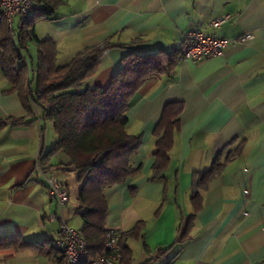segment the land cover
I'll return each mask as SVG.
<instances>
[{
	"label": "crops",
	"instance_id": "obj_1",
	"mask_svg": "<svg viewBox=\"0 0 264 264\" xmlns=\"http://www.w3.org/2000/svg\"><path fill=\"white\" fill-rule=\"evenodd\" d=\"M59 1L55 19L34 28L38 38L54 40L58 65L105 40L117 45L102 56L83 87L107 86L126 52L120 46L136 39L133 48L144 53L178 47L191 30L229 39L252 34L198 62L182 57L172 75L149 79L138 88L125 113V130L141 135L138 150L129 158L140 171L105 188L103 195L106 227L124 232L144 221L139 238L124 240L130 264H264V0ZM222 14L229 19L213 29L210 20ZM17 26L15 17L13 29ZM31 45L35 47L27 41L28 57L34 61ZM9 88L0 70V118L33 121L0 130V235L17 232L27 241L50 239L60 213L35 162L53 146L56 135L51 124L42 121L40 110L33 106L32 114L27 113L17 92H6ZM172 101L183 103L180 128L168 167L162 177L150 180L153 132L164 105ZM237 149L220 173L199 189L200 207L194 210L193 172L208 169L217 154L222 160ZM43 163L68 190L66 180L74 170L67 155L59 150ZM62 217L65 220L64 213ZM189 221L188 237L181 243ZM163 248L169 249L154 257ZM29 250H2L0 264L38 261L36 255L28 258Z\"/></svg>",
	"mask_w": 264,
	"mask_h": 264
},
{
	"label": "trees",
	"instance_id": "obj_2",
	"mask_svg": "<svg viewBox=\"0 0 264 264\" xmlns=\"http://www.w3.org/2000/svg\"><path fill=\"white\" fill-rule=\"evenodd\" d=\"M35 9L30 20L18 24L17 29L7 25L0 9V70L10 84L6 92L16 91L26 112L32 107L41 112L43 122L51 124L56 135L53 146L39 155L44 162L53 153L62 150L69 158V165L76 171L79 190L75 211L80 215V232L87 244L89 257L101 254L104 244L105 223L108 206L103 195L107 187L123 182L136 175L140 167H132L129 158L141 144V135L129 134L125 130V113L129 101L138 88L147 80L161 75H172L175 66L184 54L183 42L170 50L158 48L153 52H137L132 45L126 49L120 68L112 75L105 87H83L97 71L102 56L117 46L110 40L86 47L76 52L65 64L56 63L57 49L49 37L38 38L34 33L36 22L52 21L59 0H34ZM27 41H33L37 52L35 60L27 59ZM181 101L167 102L154 129V162L150 180L162 177L169 165V151L173 138L180 128ZM25 117L0 118V130L7 126H19L32 122ZM228 152L221 160V153L213 159L210 167L193 172L190 201L194 210L200 207L199 189L223 169L236 151ZM158 210L155 212V215ZM190 216L189 218H191ZM144 221H137L129 230L121 232L119 248L122 264H130V252L124 244L128 237L139 238ZM190 221L179 241L187 239ZM31 249L66 264L61 251L51 239L27 241L17 232L0 235V251L5 249ZM167 249H158L154 257L163 255ZM146 260L144 263L145 264Z\"/></svg>",
	"mask_w": 264,
	"mask_h": 264
},
{
	"label": "built area",
	"instance_id": "obj_3",
	"mask_svg": "<svg viewBox=\"0 0 264 264\" xmlns=\"http://www.w3.org/2000/svg\"><path fill=\"white\" fill-rule=\"evenodd\" d=\"M36 5L34 0H0V9L3 10L7 25L13 28L14 18H18V24L30 20ZM229 19L228 14L214 16L210 20V26L215 29ZM250 33L237 38L229 39L217 35L215 32L204 33L200 30H191L184 34L183 58L198 62L204 58L219 55L233 42H244L251 39ZM35 171L39 178L47 186L49 196L55 201L60 213L58 229L52 233L50 239L53 246L62 252L66 264H122L119 239L121 231L106 227L102 252L94 257H89L88 248L79 229L71 227L62 217V210L69 202V193L65 182L46 164L37 158Z\"/></svg>",
	"mask_w": 264,
	"mask_h": 264
},
{
	"label": "rangeland",
	"instance_id": "obj_4",
	"mask_svg": "<svg viewBox=\"0 0 264 264\" xmlns=\"http://www.w3.org/2000/svg\"><path fill=\"white\" fill-rule=\"evenodd\" d=\"M40 22H47V21H40ZM40 22H36L35 25H37ZM29 50H30V52L32 51L33 53L34 52L36 53L37 52L36 45H35V47H34V45H31ZM26 57H28V56H26ZM74 171L72 173H70V175L68 176V179L66 180L68 190H69V202L64 207L63 213H64V218H65L66 222L71 227H74L75 229L80 230V227L82 224V219H81L80 215L75 211L76 204H77L76 196H77V190L79 188V184L76 181V174ZM29 251L30 252L28 254L29 255L28 258L33 259V257L35 255L38 256V261H36L34 263L31 262L30 264H53L52 260L48 259L47 256H45L44 254H40V253L33 251L31 249ZM31 259H30V261H32ZM4 264H9V262L6 261Z\"/></svg>",
	"mask_w": 264,
	"mask_h": 264
}]
</instances>
